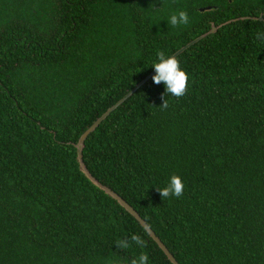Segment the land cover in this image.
I'll use <instances>...</instances> for the list:
<instances>
[{
    "label": "trees",
    "instance_id": "1",
    "mask_svg": "<svg viewBox=\"0 0 264 264\" xmlns=\"http://www.w3.org/2000/svg\"><path fill=\"white\" fill-rule=\"evenodd\" d=\"M180 10L190 23L172 27ZM257 32L264 0H0V264H171L81 167L177 264H264ZM157 51L176 53L186 95L154 73L77 147ZM172 175L183 195L162 199ZM133 234L146 246L116 247Z\"/></svg>",
    "mask_w": 264,
    "mask_h": 264
},
{
    "label": "clouds",
    "instance_id": "2",
    "mask_svg": "<svg viewBox=\"0 0 264 264\" xmlns=\"http://www.w3.org/2000/svg\"><path fill=\"white\" fill-rule=\"evenodd\" d=\"M172 27L187 26L190 23L189 15L186 11L180 10L170 15L168 19ZM256 39L264 41V33L257 32ZM157 61L152 65L155 74L151 77L153 84L164 86V96L170 95L177 100L186 95L188 91V73L180 68L179 61L174 56H166L163 51H157ZM162 97L161 108L168 107V101ZM162 199L169 197L179 198L183 195L184 184L177 175H172L167 185L162 189H156ZM144 247L145 242L140 236L133 234L130 238L117 240L115 245L118 249L124 250L131 247L132 244ZM130 264H148V255L142 252L137 258H133Z\"/></svg>",
    "mask_w": 264,
    "mask_h": 264
},
{
    "label": "water",
    "instance_id": "3",
    "mask_svg": "<svg viewBox=\"0 0 264 264\" xmlns=\"http://www.w3.org/2000/svg\"><path fill=\"white\" fill-rule=\"evenodd\" d=\"M259 20L261 17L258 18ZM211 32L214 31V27H211ZM183 49V48H182ZM182 49L177 51L176 53L180 52ZM175 53V54H176ZM174 54V55H175ZM173 55V56H174ZM155 72L152 71L146 78H144L140 83H138L131 91H129L123 98H121L119 101H117L114 105H112L109 109H107L94 123H92L91 126H89L79 137L77 142V147L81 146V143L83 142L84 138L87 136V134L92 131L96 126L99 125L101 121L105 119L108 114L113 111L117 106H119L127 97H129L137 88H139L145 81H147ZM79 156V154H78ZM77 156V159H78ZM79 160V159H78ZM82 171L84 172L85 176L99 189L103 190L106 194H108L112 199H114L120 207H122L129 215H131L138 224L146 231V233L149 235V237L152 239V241L158 246V248L162 251V253L165 255L167 260L171 264H177L172 255L166 250V248L162 245V243L159 241V239L154 235V233L146 226V224L139 218V216L124 202L122 201L117 195L109 191L107 188L101 186L98 184L95 180H93L88 174L85 172V170L81 167Z\"/></svg>",
    "mask_w": 264,
    "mask_h": 264
}]
</instances>
